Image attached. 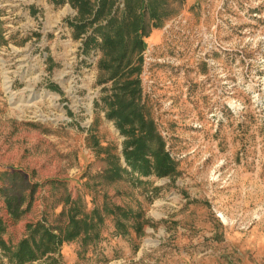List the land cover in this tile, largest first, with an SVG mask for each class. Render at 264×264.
<instances>
[{
  "label": "rangeland",
  "instance_id": "rangeland-1",
  "mask_svg": "<svg viewBox=\"0 0 264 264\" xmlns=\"http://www.w3.org/2000/svg\"><path fill=\"white\" fill-rule=\"evenodd\" d=\"M158 1L164 15L145 38L140 80L178 173L108 182L106 158L120 156L125 137L105 117L99 48L74 38L68 2L0 0L8 244L29 223L63 226L76 201L86 213L106 204L133 216L120 219L122 233L105 215L98 239L64 242L53 264H264V0Z\"/></svg>",
  "mask_w": 264,
  "mask_h": 264
},
{
  "label": "trees",
  "instance_id": "trees-1",
  "mask_svg": "<svg viewBox=\"0 0 264 264\" xmlns=\"http://www.w3.org/2000/svg\"><path fill=\"white\" fill-rule=\"evenodd\" d=\"M50 1L55 4L68 2L76 10L77 16L70 22L73 36L78 38L85 34V52L99 48L97 83L110 82L101 96L105 117L125 139L120 156L108 154L101 177L112 182L130 176L142 182L140 177L176 175L177 163L164 149V141L147 111L140 80L145 38L151 28L162 21L165 9L158 0L149 3L148 9L145 0ZM119 1L124 3L121 9L116 6ZM146 10L149 17L145 21ZM69 202L67 221L63 226L51 227L43 221L29 223L25 236L15 245L1 237L4 224L0 219V264H31L41 258H50L53 264L56 260L51 255L58 253L64 242L80 239L85 247L98 239L105 215L115 217V227L122 233H126L127 226L120 219L128 220L133 216L130 210L106 204L101 210L94 208L86 213L80 210L76 201Z\"/></svg>",
  "mask_w": 264,
  "mask_h": 264
},
{
  "label": "bare ground",
  "instance_id": "bare-ground-1",
  "mask_svg": "<svg viewBox=\"0 0 264 264\" xmlns=\"http://www.w3.org/2000/svg\"><path fill=\"white\" fill-rule=\"evenodd\" d=\"M222 217H223V216H222ZM222 217H221V218H222ZM222 219H223V221H225V217H223Z\"/></svg>",
  "mask_w": 264,
  "mask_h": 264
}]
</instances>
